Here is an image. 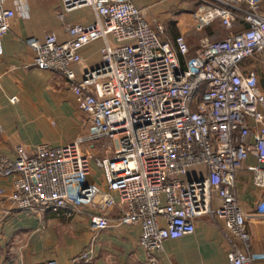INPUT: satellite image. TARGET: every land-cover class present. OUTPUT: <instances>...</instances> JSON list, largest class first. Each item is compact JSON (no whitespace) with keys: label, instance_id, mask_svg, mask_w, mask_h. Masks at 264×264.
Instances as JSON below:
<instances>
[{"label":"built area","instance_id":"2783aa9c","mask_svg":"<svg viewBox=\"0 0 264 264\" xmlns=\"http://www.w3.org/2000/svg\"><path fill=\"white\" fill-rule=\"evenodd\" d=\"M15 1L16 9L0 3V45L17 14L29 16L27 1ZM194 1L199 30L216 21L231 30L238 19L244 29L221 40L203 37L191 52L185 36L172 40L163 23H149L130 0H61V19L91 8L96 21L68 24L63 42L54 33L27 40L37 68L68 80L89 129L72 143H42L30 155L19 146L14 160L1 158L0 174L14 178L11 198L20 210L74 217L91 208L92 226L101 232L113 226L110 211L117 208V225L139 226L148 252L195 233L198 219L212 216L223 222L229 264H255L249 216L235 187L254 158L247 169L264 188V90L247 67L257 55L264 61V0ZM99 40L101 65L78 80L72 66ZM103 139L116 147L95 156ZM94 167L105 187L89 181ZM257 214L264 218V201ZM72 264H98L93 247Z\"/></svg>","mask_w":264,"mask_h":264},{"label":"crops","instance_id":"0c3cea01","mask_svg":"<svg viewBox=\"0 0 264 264\" xmlns=\"http://www.w3.org/2000/svg\"><path fill=\"white\" fill-rule=\"evenodd\" d=\"M26 1L29 16L18 13L0 45V160H14L19 146L30 155L42 143H72L89 129L88 116L79 108L68 80L37 68L36 53L27 40H43L54 33L59 41H66L68 24H91L96 21V15L91 8H81L61 19V0ZM130 1L152 25L171 23L172 40L183 35L191 47V41L202 35L193 31L200 15V5L194 0L192 4L187 0ZM0 3L10 9L17 8L15 0H0ZM218 24L206 25L204 33L216 38L221 33ZM103 46L104 42L99 40L81 50L82 62L72 66L78 80L86 71L101 65ZM249 63L264 66L260 55ZM258 84L264 90L260 81ZM14 97L16 102L12 101ZM255 163L254 158L245 162L237 174L235 191L249 216L252 235L249 252L255 264H264V218L257 214L259 203L264 201V188L254 185L253 174L247 169ZM13 181V177L0 174V191H3L0 216L6 214L0 224V264H47L50 260L72 264L90 247L98 264H229L231 246L223 233V222L212 216L199 218L195 233L166 240L162 251L148 252L140 245L139 226L117 225L121 215L117 208L110 211L113 226L101 232L93 228V210L87 207L79 208L74 217L66 216L64 211L34 216L20 210L12 200ZM89 181L105 187L101 172L95 167Z\"/></svg>","mask_w":264,"mask_h":264},{"label":"rangeland","instance_id":"374dc122","mask_svg":"<svg viewBox=\"0 0 264 264\" xmlns=\"http://www.w3.org/2000/svg\"><path fill=\"white\" fill-rule=\"evenodd\" d=\"M189 3L192 4V1L193 0H187ZM220 24V26L218 27V29L221 30V33L217 34V37L216 38H211L213 40H221V39H224L226 38L230 32L234 33V32H239L241 30L244 29V24H243V21L242 19H238L237 22H235V24L233 25L232 29L231 30H228L226 29L220 21H216ZM165 23V24H164ZM163 24L166 26V29L167 31L170 33L172 32V25L171 23H166V22H163ZM218 24V25H219ZM206 30V26L199 30L197 29V27H195L193 29V31H200L202 32V37L201 36H198V38L196 40H193L191 41V48L192 50H194V47H196L197 44H199L200 40L203 38V37H209L207 34L204 33V31ZM199 33V32H198ZM201 37V38H200ZM210 38V37H209ZM248 69L250 70H255L256 71V68L258 69L256 73V76L258 78V81H260L262 83V85H264V66L262 65H258V66H255L253 65V63H249L247 65ZM116 147V144L113 142V140H110V139H103V140H100L99 142H96L95 145H94V155L95 156H104V155H110L113 153L114 149Z\"/></svg>","mask_w":264,"mask_h":264},{"label":"trees","instance_id":"16d2710c","mask_svg":"<svg viewBox=\"0 0 264 264\" xmlns=\"http://www.w3.org/2000/svg\"><path fill=\"white\" fill-rule=\"evenodd\" d=\"M191 52H193V51H192V48H191Z\"/></svg>","mask_w":264,"mask_h":264}]
</instances>
